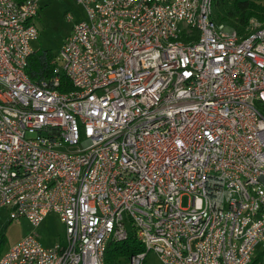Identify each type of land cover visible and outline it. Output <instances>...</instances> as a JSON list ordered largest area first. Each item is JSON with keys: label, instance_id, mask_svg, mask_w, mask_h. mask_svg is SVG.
Returning <instances> with one entry per match:
<instances>
[{"label": "built area", "instance_id": "built-area-1", "mask_svg": "<svg viewBox=\"0 0 264 264\" xmlns=\"http://www.w3.org/2000/svg\"><path fill=\"white\" fill-rule=\"evenodd\" d=\"M39 1L0 0V208L32 226L55 213L64 234L49 247L25 235L0 264H104L108 240L129 232L144 248L129 264L148 251L254 264L264 26L216 23L213 0H74L85 18L33 82Z\"/></svg>", "mask_w": 264, "mask_h": 264}, {"label": "rangeland", "instance_id": "rangeland-1", "mask_svg": "<svg viewBox=\"0 0 264 264\" xmlns=\"http://www.w3.org/2000/svg\"><path fill=\"white\" fill-rule=\"evenodd\" d=\"M257 2L264 4V0ZM84 18L83 7L74 0H40L38 14L33 18L38 31L37 38L30 42L33 50H43L57 56L64 39L71 33L73 24ZM190 203L191 199L187 195L180 198V207L189 208ZM63 234V225L55 213H48L37 226H32L25 219L10 220L7 209L0 208V253L25 235H33L43 246L49 247ZM253 260L255 264H264V243L256 246ZM120 264H129V259L122 258ZM144 264L162 263L155 252L148 251Z\"/></svg>", "mask_w": 264, "mask_h": 264}, {"label": "trees", "instance_id": "trees-1", "mask_svg": "<svg viewBox=\"0 0 264 264\" xmlns=\"http://www.w3.org/2000/svg\"><path fill=\"white\" fill-rule=\"evenodd\" d=\"M250 19H255L264 26V4L255 0H213L212 20L216 23H225L239 34H245ZM52 58V54L46 51L33 50L25 69L28 78L33 82L49 79L55 67L51 64ZM61 81L64 86L69 87L65 76H61ZM143 250V245L129 232L123 240H108L103 257L104 264H120L122 258L129 259L132 254ZM253 263L255 264L254 260Z\"/></svg>", "mask_w": 264, "mask_h": 264}, {"label": "crops", "instance_id": "crops-1", "mask_svg": "<svg viewBox=\"0 0 264 264\" xmlns=\"http://www.w3.org/2000/svg\"><path fill=\"white\" fill-rule=\"evenodd\" d=\"M255 1H259V0H255ZM5 251H6V250H5ZM5 251H3V252L0 254V256H1Z\"/></svg>", "mask_w": 264, "mask_h": 264}]
</instances>
